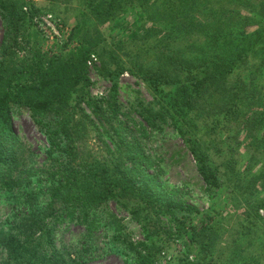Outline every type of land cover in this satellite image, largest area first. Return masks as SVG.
<instances>
[{
    "label": "trees",
    "instance_id": "1",
    "mask_svg": "<svg viewBox=\"0 0 264 264\" xmlns=\"http://www.w3.org/2000/svg\"><path fill=\"white\" fill-rule=\"evenodd\" d=\"M60 3L78 6L68 39L77 45L65 49L68 41L57 39L45 51L35 4L0 0V193L17 203L6 223L0 219V264H88L101 245L124 264H159L172 240L185 249L179 264H264V244L256 257L241 256L242 239H255L264 211V82L254 70L264 76V0ZM93 57L111 82L107 96L91 93ZM125 72L146 85L153 102L123 109ZM22 110L47 141L38 168L14 126ZM95 120L111 147L102 162L81 154ZM165 125L194 158L206 210L164 185L163 159L145 147ZM111 202L138 223L142 241L133 240ZM237 206L238 253L225 256L222 220ZM73 227L83 232L67 243Z\"/></svg>",
    "mask_w": 264,
    "mask_h": 264
},
{
    "label": "rangeland",
    "instance_id": "2",
    "mask_svg": "<svg viewBox=\"0 0 264 264\" xmlns=\"http://www.w3.org/2000/svg\"><path fill=\"white\" fill-rule=\"evenodd\" d=\"M35 4V6L40 10L39 15L51 14L56 24V31L58 35H55L53 38L47 36L35 25V28L40 32V39H43L44 50L52 49L53 44L57 39L61 43H66L69 39L72 28L76 25L79 20V10L76 3L72 4H62L60 0H29ZM258 3V0H254ZM246 11V10H243ZM3 35V25L0 19V42ZM77 43L74 41H68L65 49L74 48ZM117 53L121 56L122 61L125 64H129V57L125 56L124 53L112 46ZM130 49H127V51ZM24 53L21 52L20 56H23ZM93 61V60H92ZM89 65L90 68V78L93 82L91 87V93L94 97L107 96L110 88L111 82L108 78L100 76L97 72L100 68V60L97 59L91 62ZM259 78L257 82L259 84L264 82V76H261L257 69H254ZM254 72V71H253ZM252 72V73H253ZM102 93V96H101ZM119 101L123 106L124 110H128L132 105L139 101L145 103L153 102V98L150 95L146 85L138 78L132 76L129 72H125L120 77V89H119ZM86 113L90 115V111L86 109ZM138 121L140 120L134 113L132 114ZM94 120V119H92ZM94 125V126H93ZM14 126L18 135L26 141L35 152L34 156V165L36 168L41 166L46 161L45 149L47 147V141L42 136L36 127L33 125L29 114L26 110H22L15 115ZM147 151L156 157H161L163 159V169L164 174L162 176V181L164 185L171 191L174 195L190 204L195 205L201 210H206L209 208L210 199L205 192V184L197 170L196 163L191 153L184 145L180 137L174 132L170 126H164L162 131L155 132L149 140L144 141ZM110 142L109 138L106 135H102L99 125L96 123L89 125V132L86 138L81 144V154L82 156L88 158L91 162L104 161L110 158ZM42 179V178H41ZM37 180V178L35 179ZM43 181H35L33 188H37L40 185H43ZM39 185V186H38ZM252 192V191H251ZM249 192V195L251 194ZM44 198L43 200H45ZM17 203L6 194L0 193V219L2 223H6L9 220V217L13 214L14 205ZM243 202L241 208L249 207L248 204ZM110 210L116 214V216L121 219L124 225L128 228V231L131 233L134 241H142L144 236L141 227L132 220L130 214L117 206L115 203L111 202L109 204ZM232 207V212H233ZM235 214L228 215L225 219L222 220L223 223V232H224V241H227V245L223 244L225 251V256L232 255L234 252L238 253V250L235 247V243L232 241L233 235L236 233V229L240 223L239 219L241 218L238 214L239 207L235 209ZM261 217L259 218L258 224L259 227L257 232L253 234L252 240L242 239L243 243L241 247L245 250L241 253L243 260L258 255L263 249L264 244V211H260ZM82 229L73 227L69 233H67L63 238L67 243H76L80 238ZM229 248H226V247ZM103 245L100 246L98 250L97 260L89 262L88 264H124L119 255L105 254L102 249ZM185 253L183 243L179 240H172L169 243V246L163 253L162 261L159 264H179V258L182 257ZM230 257V258H231ZM236 258V257H234Z\"/></svg>",
    "mask_w": 264,
    "mask_h": 264
},
{
    "label": "built area",
    "instance_id": "3",
    "mask_svg": "<svg viewBox=\"0 0 264 264\" xmlns=\"http://www.w3.org/2000/svg\"><path fill=\"white\" fill-rule=\"evenodd\" d=\"M27 10V8H25ZM34 24L40 29L42 32H44L47 36H51L53 38L55 35H58V32L56 31V24L54 17L47 13L44 15H37L34 17ZM93 61L97 59L93 57ZM89 62V65H91L93 61ZM102 96V93H101Z\"/></svg>",
    "mask_w": 264,
    "mask_h": 264
}]
</instances>
